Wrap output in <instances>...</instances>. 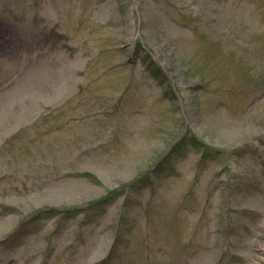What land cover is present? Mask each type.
I'll list each match as a JSON object with an SVG mask.
<instances>
[{
  "label": "rangeland",
  "instance_id": "obj_1",
  "mask_svg": "<svg viewBox=\"0 0 264 264\" xmlns=\"http://www.w3.org/2000/svg\"><path fill=\"white\" fill-rule=\"evenodd\" d=\"M0 264H264V0H0Z\"/></svg>",
  "mask_w": 264,
  "mask_h": 264
}]
</instances>
